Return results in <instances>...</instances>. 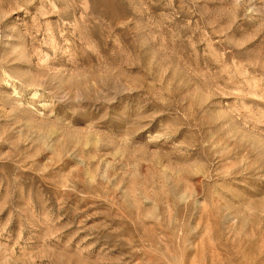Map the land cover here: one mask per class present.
Wrapping results in <instances>:
<instances>
[{
	"label": "rangeland",
	"instance_id": "obj_1",
	"mask_svg": "<svg viewBox=\"0 0 264 264\" xmlns=\"http://www.w3.org/2000/svg\"><path fill=\"white\" fill-rule=\"evenodd\" d=\"M0 264H264V0H0Z\"/></svg>",
	"mask_w": 264,
	"mask_h": 264
}]
</instances>
